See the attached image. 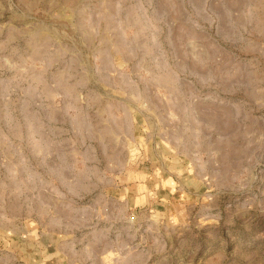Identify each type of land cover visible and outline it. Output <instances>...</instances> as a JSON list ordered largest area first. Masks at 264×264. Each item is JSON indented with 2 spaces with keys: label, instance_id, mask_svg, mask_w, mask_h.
I'll list each match as a JSON object with an SVG mask.
<instances>
[{
  "label": "rangeland",
  "instance_id": "374dc122",
  "mask_svg": "<svg viewBox=\"0 0 264 264\" xmlns=\"http://www.w3.org/2000/svg\"><path fill=\"white\" fill-rule=\"evenodd\" d=\"M0 264H264V0H0Z\"/></svg>",
  "mask_w": 264,
  "mask_h": 264
},
{
  "label": "crops",
  "instance_id": "0c3cea01",
  "mask_svg": "<svg viewBox=\"0 0 264 264\" xmlns=\"http://www.w3.org/2000/svg\"><path fill=\"white\" fill-rule=\"evenodd\" d=\"M164 157L165 156H163V158ZM163 158L156 147L154 149L150 148L145 150L143 153L133 158V171L128 175V184L131 183L132 186H130V188L135 190L134 198L140 203H145V198V200L150 201V199L154 197L152 194L157 193L159 188H164V186L167 185L166 174L164 173V175H161L160 172L169 166V160ZM148 169H151V171ZM156 171L157 174H155ZM160 184L164 186H160Z\"/></svg>",
  "mask_w": 264,
  "mask_h": 264
}]
</instances>
